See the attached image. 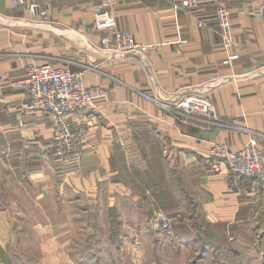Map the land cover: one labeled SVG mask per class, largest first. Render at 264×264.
Returning <instances> with one entry per match:
<instances>
[{
    "label": "crops",
    "instance_id": "1",
    "mask_svg": "<svg viewBox=\"0 0 264 264\" xmlns=\"http://www.w3.org/2000/svg\"><path fill=\"white\" fill-rule=\"evenodd\" d=\"M183 1L190 0H117V27L139 43L161 45L143 56L102 50L104 32L93 25L98 0L16 7L0 0V253L16 249L13 217L23 205H13V184L30 179L43 198L65 169L69 189L107 205L86 214L114 220L95 228L116 236L115 255L108 262L83 253L81 264L94 257L99 264L264 263V189L251 178L234 180L222 162L215 170L209 157L213 142L236 151L255 137L264 161V14L253 17L264 0ZM31 3L46 9V21ZM220 6L233 15L239 58L232 65L223 63L227 51L212 16ZM30 62L84 67V85L108 91L94 109L71 115L85 127L76 157L50 155L54 119L29 110L15 85ZM191 94L211 101L214 121L183 116L178 103ZM157 210L170 217L171 238L151 225ZM30 230L39 255L20 264H76L56 238L44 237L53 226Z\"/></svg>",
    "mask_w": 264,
    "mask_h": 264
},
{
    "label": "built area",
    "instance_id": "2",
    "mask_svg": "<svg viewBox=\"0 0 264 264\" xmlns=\"http://www.w3.org/2000/svg\"><path fill=\"white\" fill-rule=\"evenodd\" d=\"M12 6L24 4V0H10ZM117 0H98L94 13V29L104 32L100 39L102 50L111 53H136L147 56L149 52L157 51L160 44H142L134 40L133 34L119 29L112 7ZM183 5L196 7L197 0L183 1ZM29 9L37 13L43 20H47L44 7L31 3ZM264 8L260 7L254 14V19H260ZM213 18L218 24V34L226 57L225 65L239 58L238 44L234 37L233 15L223 6L217 7ZM198 26L205 25L204 19L198 17ZM234 49V50H233ZM87 69L71 70L52 63L35 64L30 62L25 66L23 79L15 85L27 95L26 106L29 110L45 113L53 117L54 133L47 145L50 155L56 159L76 157L80 153V146L85 135V127L71 118L74 114H84L96 107L99 100L106 99L108 91L102 86L84 85ZM215 78H221L215 75ZM181 113L186 118L194 117L197 121L212 122L215 120L214 107L210 100L202 95H186L178 103ZM186 121V119L184 120ZM209 157L213 161V168L219 169L222 162L226 165L234 180L241 178L254 179L264 189V161L262 150L257 145L255 137H251L240 149L234 151L226 143L213 142L209 148ZM150 223L165 237L173 236L170 217L164 211H154Z\"/></svg>",
    "mask_w": 264,
    "mask_h": 264
},
{
    "label": "rangeland",
    "instance_id": "3",
    "mask_svg": "<svg viewBox=\"0 0 264 264\" xmlns=\"http://www.w3.org/2000/svg\"><path fill=\"white\" fill-rule=\"evenodd\" d=\"M66 173L64 169L62 173L54 177L55 183L48 195L46 194L43 198H41V187L32 184L30 179H24L23 185L13 184V205H23V209L18 207L16 210L18 214L13 217L16 249L11 248L0 253V258L6 260V264H20V261L22 263L29 261L32 255H39L40 249L38 245L35 246L39 237L30 230L31 225L35 223L53 226L52 234L44 237L56 238L60 244H63L65 253H69L76 264H81L79 259H82L83 253L107 256L108 262L115 255L114 239L116 236L110 231L105 232L98 228L100 224H113V217H92L84 211L86 208H105L107 205L99 201L95 204L88 203L80 193H74L68 188ZM19 194L24 195V198L15 199ZM39 195L40 199H37ZM84 264H99L98 258L94 257ZM250 264L259 263L252 261Z\"/></svg>",
    "mask_w": 264,
    "mask_h": 264
}]
</instances>
